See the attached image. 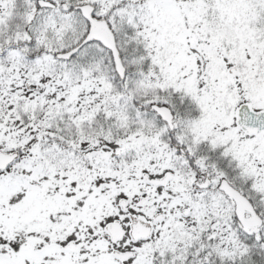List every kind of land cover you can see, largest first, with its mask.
<instances>
[{
    "label": "snow or ice",
    "instance_id": "1",
    "mask_svg": "<svg viewBox=\"0 0 264 264\" xmlns=\"http://www.w3.org/2000/svg\"><path fill=\"white\" fill-rule=\"evenodd\" d=\"M0 264H264V0H0Z\"/></svg>",
    "mask_w": 264,
    "mask_h": 264
}]
</instances>
